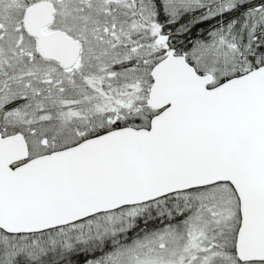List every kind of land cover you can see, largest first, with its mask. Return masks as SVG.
I'll return each instance as SVG.
<instances>
[{
  "label": "snow or ice",
  "instance_id": "snow-or-ice-1",
  "mask_svg": "<svg viewBox=\"0 0 264 264\" xmlns=\"http://www.w3.org/2000/svg\"><path fill=\"white\" fill-rule=\"evenodd\" d=\"M0 264H264V0H0Z\"/></svg>",
  "mask_w": 264,
  "mask_h": 264
}]
</instances>
